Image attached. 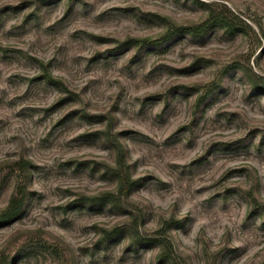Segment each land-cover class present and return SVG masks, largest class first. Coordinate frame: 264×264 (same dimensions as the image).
<instances>
[{"label":"rangeland","instance_id":"rangeland-1","mask_svg":"<svg viewBox=\"0 0 264 264\" xmlns=\"http://www.w3.org/2000/svg\"><path fill=\"white\" fill-rule=\"evenodd\" d=\"M208 6L245 32L169 34ZM12 198L0 264H264V0H0Z\"/></svg>","mask_w":264,"mask_h":264},{"label":"trees","instance_id":"trees-1","mask_svg":"<svg viewBox=\"0 0 264 264\" xmlns=\"http://www.w3.org/2000/svg\"><path fill=\"white\" fill-rule=\"evenodd\" d=\"M208 7L209 8H208L207 16L203 20L189 26L177 27L174 31L170 32L169 34H174L175 32H186L193 36H201L208 29L214 26L221 27L230 33L245 32L244 29L239 25L240 23L237 22L238 18L234 14L230 12L225 13L224 11H217L211 6ZM133 40L139 42H149V40L146 38H133ZM118 165L120 168L115 173V176L118 181L117 190L120 195L122 194L125 195L128 192L131 185L133 184L134 180L131 179V177L125 173L126 164L124 163L123 159L121 160L119 158V156H118ZM104 200L112 203L116 202L114 195L111 193L105 196ZM18 210H19V204L18 202H16L15 198H12V200L10 201V203L4 209L2 215L0 216V221H8L17 214ZM114 232H116L115 229L110 231L111 234H114ZM157 234L158 237L157 239H155V243L161 244L162 246L158 254V259L170 260L171 264H184L183 262L177 260L175 252L172 249L171 243L165 240L163 237H160L162 236L161 233H157ZM136 238L138 242H143L147 240L138 232V230H136Z\"/></svg>","mask_w":264,"mask_h":264}]
</instances>
